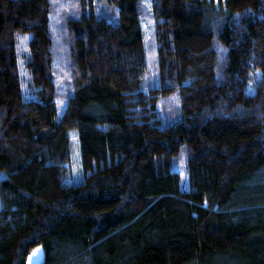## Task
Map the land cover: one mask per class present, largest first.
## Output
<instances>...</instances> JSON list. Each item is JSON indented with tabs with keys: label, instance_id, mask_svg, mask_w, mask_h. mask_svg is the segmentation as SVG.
I'll use <instances>...</instances> for the list:
<instances>
[{
	"label": "trees",
	"instance_id": "1",
	"mask_svg": "<svg viewBox=\"0 0 264 264\" xmlns=\"http://www.w3.org/2000/svg\"><path fill=\"white\" fill-rule=\"evenodd\" d=\"M0 172V264H264V0H0Z\"/></svg>",
	"mask_w": 264,
	"mask_h": 264
},
{
	"label": "rangeland",
	"instance_id": "2",
	"mask_svg": "<svg viewBox=\"0 0 264 264\" xmlns=\"http://www.w3.org/2000/svg\"><path fill=\"white\" fill-rule=\"evenodd\" d=\"M150 1L151 0H146ZM110 15L108 16L109 20L112 22L116 21V18L113 17L114 10L111 8L109 10ZM146 17V16H145ZM141 23L143 26V32L145 36V43H146V56H147V63H148V72L146 74V80L142 84V90L144 92H149L150 89H155L160 86V75L158 69V51H157V44L155 39L152 37V29L153 21L146 17L144 18L143 15L141 16ZM21 45L18 46V56H19V72L22 80V90L24 97L26 100H38L39 95L37 92L33 91L30 87L31 77L25 64V59L23 58L25 55L24 48ZM26 50L28 49L27 43ZM27 62V61H26ZM66 108V101H60L58 103V117L59 119L63 116ZM181 101L178 92L172 94V96L165 102H161L158 106V111L160 113L162 119V126H167L169 124H173L180 119V111H181ZM70 139H71V164L70 170L71 173L67 179L68 184H80L84 180V174L82 170V162H81V150H80V143L78 139V135L76 130H72L70 132ZM178 171L181 173V187L182 190L186 191L189 189V183L187 180V176L185 174V169L179 168ZM6 177L5 172H0V181ZM43 260V251L42 248H37L30 256L28 264H40Z\"/></svg>",
	"mask_w": 264,
	"mask_h": 264
}]
</instances>
